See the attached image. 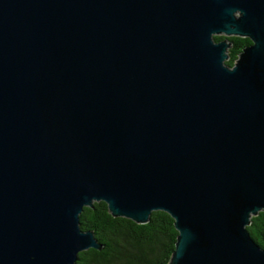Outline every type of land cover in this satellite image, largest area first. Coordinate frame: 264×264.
<instances>
[{
	"label": "water",
	"instance_id": "95a60500",
	"mask_svg": "<svg viewBox=\"0 0 264 264\" xmlns=\"http://www.w3.org/2000/svg\"><path fill=\"white\" fill-rule=\"evenodd\" d=\"M99 202L169 214V264H264V0H0V264L101 250Z\"/></svg>",
	"mask_w": 264,
	"mask_h": 264
},
{
	"label": "trees",
	"instance_id": "16d2710c",
	"mask_svg": "<svg viewBox=\"0 0 264 264\" xmlns=\"http://www.w3.org/2000/svg\"><path fill=\"white\" fill-rule=\"evenodd\" d=\"M226 39L232 43L226 65L232 68L243 49L252 42L248 38L215 37L216 42ZM80 227L91 231L102 249L79 253L76 264H169L178 237L174 220L163 211L153 212L148 223L137 224L113 217L104 202L83 209ZM247 229L264 249V212L253 217Z\"/></svg>",
	"mask_w": 264,
	"mask_h": 264
}]
</instances>
